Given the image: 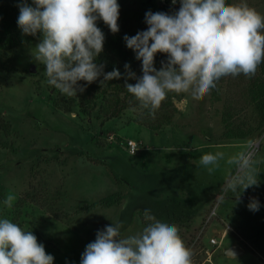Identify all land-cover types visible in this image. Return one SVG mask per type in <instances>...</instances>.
Returning a JSON list of instances; mask_svg holds the SVG:
<instances>
[{"label":"rangeland","instance_id":"1","mask_svg":"<svg viewBox=\"0 0 264 264\" xmlns=\"http://www.w3.org/2000/svg\"><path fill=\"white\" fill-rule=\"evenodd\" d=\"M16 1L0 0V17L15 15ZM118 3L121 31L135 35L147 28ZM247 3L264 15V0ZM25 41L9 52L12 59L0 73V114L11 124L8 134L0 132V218L32 230L54 264H80L86 245L111 223H122L124 236L142 231L149 223L145 209L179 226L193 264H264V163L260 186L248 189L238 204L231 192L219 199L229 169L222 164L209 174L199 164L205 153L230 155L248 139L258 141L264 157L256 95L264 63L251 78H221L201 100L170 93L174 117L150 129L136 122L143 115L137 107L103 121L97 110L86 115L74 97L55 93L73 101L63 111L48 98L44 66L31 59L36 38ZM162 59L158 54L157 68ZM129 138L139 142L135 153L127 147ZM9 193L17 198L6 209ZM247 195L259 200V211L248 209ZM233 244L244 249L236 259L226 253Z\"/></svg>","mask_w":264,"mask_h":264},{"label":"clouds","instance_id":"2","mask_svg":"<svg viewBox=\"0 0 264 264\" xmlns=\"http://www.w3.org/2000/svg\"><path fill=\"white\" fill-rule=\"evenodd\" d=\"M177 3L178 10L171 14L147 11V28L123 36L125 46L141 62V75L127 62L123 76L116 67L105 72L106 63L97 62L105 44L98 22L113 35L120 32L118 0H18L17 25L22 36L36 38L30 47L31 59L44 66L47 83L61 94L75 97L92 83L102 86L123 79L138 107L154 116L170 93L201 100L217 88L221 78L240 74L251 78L264 63V15L247 0H171L173 6ZM158 54L164 56L159 68ZM259 152L258 141L248 139L233 154L217 151L201 156L199 164L209 174L222 164L229 169L221 202L231 192L234 204L242 203L248 189L260 186L264 157ZM16 198L9 193L5 208L11 209ZM249 199L248 209L259 211V200ZM144 218L149 223L136 234L122 235V223L98 230L81 254L80 264H193V251L178 225L158 220L150 209L144 210ZM228 254L236 259L234 253ZM0 264H54V256L32 230L0 218Z\"/></svg>","mask_w":264,"mask_h":264},{"label":"trees","instance_id":"3","mask_svg":"<svg viewBox=\"0 0 264 264\" xmlns=\"http://www.w3.org/2000/svg\"><path fill=\"white\" fill-rule=\"evenodd\" d=\"M126 12L131 16V19L144 22L145 13L149 10L153 12L162 11L172 13L179 8V3L175 6L171 4V0H119ZM231 3V0H226ZM16 1L12 8H16V13L11 18L4 16L0 17V73L4 71L11 61L9 52L13 48L20 45L22 41L28 40L30 36H22L20 29L17 25V18L19 16V9ZM98 27L105 34L104 52L98 58V63L105 62V72H110L114 67L118 68L123 76L124 64L130 63L131 68L137 75H141V62L135 59L132 50L125 46L123 36L125 34L133 36L131 31H121L113 35L109 28L102 22H98ZM263 65V64H262ZM157 66V65H156ZM129 83H135V80H129ZM81 84L85 82L81 81ZM49 94L48 98L53 100L59 108L63 111H70L72 109L73 101L64 100L62 96L55 97V93L59 90L50 86L47 83ZM256 95L258 97V104L264 117V79L259 85ZM79 110L86 114L91 115L96 110L103 116V121L111 120L118 117L123 111L129 107H138V102L135 98L128 93L124 87V80H112L105 85L100 86L99 82L92 83L86 87L83 94L75 96ZM171 98H167L157 110L155 115H150L148 110H141V117L137 119V123L150 129H161L168 124L174 117L177 107L174 105ZM11 124L6 121L0 114V132L9 133Z\"/></svg>","mask_w":264,"mask_h":264},{"label":"built area","instance_id":"4","mask_svg":"<svg viewBox=\"0 0 264 264\" xmlns=\"http://www.w3.org/2000/svg\"><path fill=\"white\" fill-rule=\"evenodd\" d=\"M126 144H127V147L131 153H135L137 151V149L140 147L139 142L135 139H132V138H129L126 141ZM211 241L213 243L217 242V240L215 238H212Z\"/></svg>","mask_w":264,"mask_h":264},{"label":"water","instance_id":"5","mask_svg":"<svg viewBox=\"0 0 264 264\" xmlns=\"http://www.w3.org/2000/svg\"><path fill=\"white\" fill-rule=\"evenodd\" d=\"M247 197H252V195L244 196V198H247ZM228 252L229 253H234L235 255H238L240 253H243L244 252V249L240 245H238V244H233V245H231L230 247H228L226 249V253L227 254H228Z\"/></svg>","mask_w":264,"mask_h":264}]
</instances>
